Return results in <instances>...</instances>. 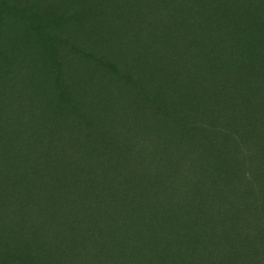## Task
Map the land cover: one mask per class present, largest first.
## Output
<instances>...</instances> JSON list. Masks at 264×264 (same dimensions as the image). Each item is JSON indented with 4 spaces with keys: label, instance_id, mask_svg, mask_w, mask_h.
Returning a JSON list of instances; mask_svg holds the SVG:
<instances>
[{
    "label": "trees",
    "instance_id": "trees-1",
    "mask_svg": "<svg viewBox=\"0 0 264 264\" xmlns=\"http://www.w3.org/2000/svg\"><path fill=\"white\" fill-rule=\"evenodd\" d=\"M2 12L33 22L11 0ZM64 13L34 30L119 87L58 68L52 116L0 132V264H264V0ZM88 15L118 41L61 30Z\"/></svg>",
    "mask_w": 264,
    "mask_h": 264
},
{
    "label": "rangeland",
    "instance_id": "rangeland-1",
    "mask_svg": "<svg viewBox=\"0 0 264 264\" xmlns=\"http://www.w3.org/2000/svg\"><path fill=\"white\" fill-rule=\"evenodd\" d=\"M11 1L21 8L25 19L31 17L33 22L29 25L24 19L5 12L0 15V132L4 129L7 132L10 122L17 130L25 132L36 119L43 121L52 116L56 99L52 81L57 78L58 68L63 71L67 84L80 82L83 85L86 81H93L104 83L105 87H119L106 70L81 60L69 49L57 45L53 47L47 37L34 30L39 24L53 31L56 20L65 15L66 8L75 9L86 0H70L69 4L67 0ZM101 16L88 15L77 25L73 23L75 26L70 24L61 30L72 38L82 40L91 37L93 47L99 45L104 48L107 41L116 43L118 35ZM86 20L102 22L90 23L89 27L83 24L82 28H78ZM100 87L102 85L97 87L99 91ZM11 153V148L0 147L1 165L6 163Z\"/></svg>",
    "mask_w": 264,
    "mask_h": 264
}]
</instances>
